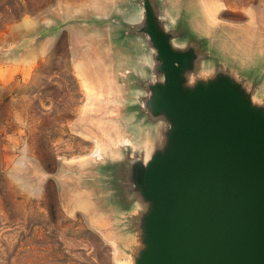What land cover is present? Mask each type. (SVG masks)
<instances>
[{"label": "rangeland", "instance_id": "374dc122", "mask_svg": "<svg viewBox=\"0 0 264 264\" xmlns=\"http://www.w3.org/2000/svg\"><path fill=\"white\" fill-rule=\"evenodd\" d=\"M172 2L264 63V0ZM141 15L138 0H0V264H126L141 245L112 168L153 140L138 107L153 59L124 24Z\"/></svg>", "mask_w": 264, "mask_h": 264}, {"label": "water", "instance_id": "95a60500", "mask_svg": "<svg viewBox=\"0 0 264 264\" xmlns=\"http://www.w3.org/2000/svg\"><path fill=\"white\" fill-rule=\"evenodd\" d=\"M138 3L124 24L153 59L138 106L153 140L112 166L141 242L122 262L264 264V63L207 33L196 5Z\"/></svg>", "mask_w": 264, "mask_h": 264}]
</instances>
